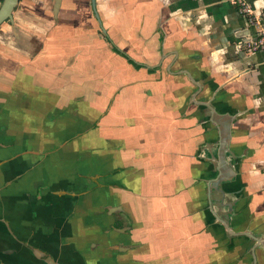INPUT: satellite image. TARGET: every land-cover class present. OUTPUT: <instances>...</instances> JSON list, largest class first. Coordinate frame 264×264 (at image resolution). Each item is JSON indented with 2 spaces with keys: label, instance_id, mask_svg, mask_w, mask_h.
<instances>
[{
  "label": "crops",
  "instance_id": "0c3cea01",
  "mask_svg": "<svg viewBox=\"0 0 264 264\" xmlns=\"http://www.w3.org/2000/svg\"><path fill=\"white\" fill-rule=\"evenodd\" d=\"M55 4L0 29V264H264L256 28L224 0Z\"/></svg>",
  "mask_w": 264,
  "mask_h": 264
},
{
  "label": "built area",
  "instance_id": "2783aa9c",
  "mask_svg": "<svg viewBox=\"0 0 264 264\" xmlns=\"http://www.w3.org/2000/svg\"><path fill=\"white\" fill-rule=\"evenodd\" d=\"M229 5L235 7L240 14L247 17L249 23L257 30L254 40L247 44L250 52H264V11L258 12L246 0H224Z\"/></svg>",
  "mask_w": 264,
  "mask_h": 264
},
{
  "label": "water",
  "instance_id": "95a60500",
  "mask_svg": "<svg viewBox=\"0 0 264 264\" xmlns=\"http://www.w3.org/2000/svg\"><path fill=\"white\" fill-rule=\"evenodd\" d=\"M19 3H20V0H3L2 1L1 6H0V29H1V26L5 22H8V21L12 23L14 22V12L19 7ZM59 4H60V0H56L55 13H57L58 11Z\"/></svg>",
  "mask_w": 264,
  "mask_h": 264
},
{
  "label": "trees",
  "instance_id": "16d2710c",
  "mask_svg": "<svg viewBox=\"0 0 264 264\" xmlns=\"http://www.w3.org/2000/svg\"><path fill=\"white\" fill-rule=\"evenodd\" d=\"M1 1H3V0H1Z\"/></svg>",
  "mask_w": 264,
  "mask_h": 264
}]
</instances>
